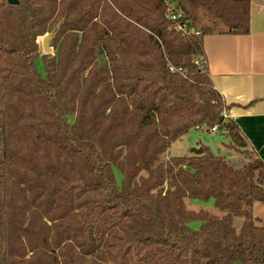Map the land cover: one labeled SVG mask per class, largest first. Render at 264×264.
I'll return each instance as SVG.
<instances>
[{
	"label": "trees",
	"instance_id": "16d2710c",
	"mask_svg": "<svg viewBox=\"0 0 264 264\" xmlns=\"http://www.w3.org/2000/svg\"><path fill=\"white\" fill-rule=\"evenodd\" d=\"M178 7L172 20L165 0H0V264H264L262 159H164L215 126L248 153L204 37L248 34L251 0Z\"/></svg>",
	"mask_w": 264,
	"mask_h": 264
},
{
	"label": "crops",
	"instance_id": "0c3cea01",
	"mask_svg": "<svg viewBox=\"0 0 264 264\" xmlns=\"http://www.w3.org/2000/svg\"><path fill=\"white\" fill-rule=\"evenodd\" d=\"M204 48L214 85L228 104L226 116L264 162V0H251L248 34L210 33Z\"/></svg>",
	"mask_w": 264,
	"mask_h": 264
},
{
	"label": "rangeland",
	"instance_id": "374dc122",
	"mask_svg": "<svg viewBox=\"0 0 264 264\" xmlns=\"http://www.w3.org/2000/svg\"><path fill=\"white\" fill-rule=\"evenodd\" d=\"M39 40L42 46L43 37H41ZM53 53H54V49L50 54ZM37 67L40 72H42L43 74L45 73V67L42 60H38ZM228 144H229V138L222 133H211L203 130H198L196 128H192L187 134H185L180 139L172 143L170 148L164 154V159H168L170 157H175V156L188 155L193 153L192 152L193 148H199L203 146L208 147L215 154L223 155L227 157L228 159H230L232 164L238 168L242 167L244 163H246L249 160L250 157L255 156L254 152L249 147L246 148V150H248V153L245 154L242 153V151L245 149H242L241 151H237L231 149L228 146ZM259 205L260 207L255 206V216H259V215L261 216V220L259 221V223L262 224L264 223V215L262 216L261 213L264 212L263 211L264 205L262 204ZM188 206L193 209L206 208L211 211L218 212L214 207L213 200L205 202L198 199H189ZM242 220H243L242 218L236 219L237 227H240ZM192 226L198 227V224L192 223Z\"/></svg>",
	"mask_w": 264,
	"mask_h": 264
},
{
	"label": "water",
	"instance_id": "95a60500",
	"mask_svg": "<svg viewBox=\"0 0 264 264\" xmlns=\"http://www.w3.org/2000/svg\"><path fill=\"white\" fill-rule=\"evenodd\" d=\"M8 2L10 4H18L19 0H8ZM65 18H63L60 22H58V24L53 28V30H51L50 32H48L45 36H43V40H42V47L44 50L45 54H50L53 51V43L54 40L56 38V35L62 25V22L64 21ZM192 152L195 154H201L203 152L202 147L199 148H193Z\"/></svg>",
	"mask_w": 264,
	"mask_h": 264
},
{
	"label": "built area",
	"instance_id": "2783aa9c",
	"mask_svg": "<svg viewBox=\"0 0 264 264\" xmlns=\"http://www.w3.org/2000/svg\"><path fill=\"white\" fill-rule=\"evenodd\" d=\"M167 7H168V16L172 19V20H176L177 18H179L181 16V13L179 11V0H165ZM180 29L182 28L184 30V32H186V25L184 26H180ZM218 131V127L215 126L213 127L210 132H217Z\"/></svg>",
	"mask_w": 264,
	"mask_h": 264
}]
</instances>
